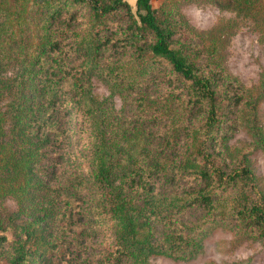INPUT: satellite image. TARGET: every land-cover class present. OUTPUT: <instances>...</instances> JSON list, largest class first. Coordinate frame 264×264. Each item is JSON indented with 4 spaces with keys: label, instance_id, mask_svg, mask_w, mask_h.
Listing matches in <instances>:
<instances>
[{
    "label": "trees",
    "instance_id": "trees-1",
    "mask_svg": "<svg viewBox=\"0 0 264 264\" xmlns=\"http://www.w3.org/2000/svg\"><path fill=\"white\" fill-rule=\"evenodd\" d=\"M151 1L0 0V264L189 261L215 229L264 246V69L227 65L241 25L264 44V0ZM190 5L234 18L197 29Z\"/></svg>",
    "mask_w": 264,
    "mask_h": 264
},
{
    "label": "rangeland",
    "instance_id": "rangeland-1",
    "mask_svg": "<svg viewBox=\"0 0 264 264\" xmlns=\"http://www.w3.org/2000/svg\"><path fill=\"white\" fill-rule=\"evenodd\" d=\"M133 10L134 4L125 0ZM152 6L158 7L162 0H152ZM188 21L197 29H208L220 19H232L234 15L213 6L198 8L193 5L182 10ZM228 69L245 86L256 82L260 69H264V44L260 43L247 23L240 26L231 38L228 48ZM93 92L103 98L108 92L103 84L93 80ZM118 109L121 102L114 99ZM260 117L264 122V102L260 106ZM228 145L236 150L244 149L249 140L241 128L236 129L228 140ZM248 159L257 178L264 176V156L262 153L249 154ZM152 264H264V246L257 241L234 239L228 231L215 229L203 242L202 251L189 261H172L164 257L151 258Z\"/></svg>",
    "mask_w": 264,
    "mask_h": 264
},
{
    "label": "crops",
    "instance_id": "crops-1",
    "mask_svg": "<svg viewBox=\"0 0 264 264\" xmlns=\"http://www.w3.org/2000/svg\"><path fill=\"white\" fill-rule=\"evenodd\" d=\"M127 1H129V0H127ZM131 1V3H133L134 4V2H135V0H130Z\"/></svg>",
    "mask_w": 264,
    "mask_h": 264
}]
</instances>
